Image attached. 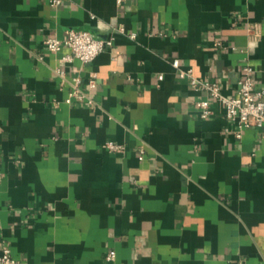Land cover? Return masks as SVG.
<instances>
[{
	"label": "crops",
	"instance_id": "0c3cea01",
	"mask_svg": "<svg viewBox=\"0 0 264 264\" xmlns=\"http://www.w3.org/2000/svg\"><path fill=\"white\" fill-rule=\"evenodd\" d=\"M68 29L114 44L64 63L69 48L44 39ZM175 60L228 96L248 62L264 88V0H0V252L22 264H264L262 130L237 137L218 101L202 118L206 94ZM91 73L94 103H67L69 81Z\"/></svg>",
	"mask_w": 264,
	"mask_h": 264
},
{
	"label": "built area",
	"instance_id": "2783aa9c",
	"mask_svg": "<svg viewBox=\"0 0 264 264\" xmlns=\"http://www.w3.org/2000/svg\"><path fill=\"white\" fill-rule=\"evenodd\" d=\"M65 1L67 0H49L54 7H60ZM116 1L118 5H122L126 0ZM120 30L125 32L123 28ZM248 33L250 39H260V25L258 23L250 24ZM136 36L135 33L130 35L132 39ZM113 44V37L109 39L96 38L89 31L76 29H68L64 37L55 35L44 39V46L50 52L60 53L64 47L69 48V53L61 58L64 63L73 62L77 59L82 64H89ZM217 45L225 48L224 43L221 41H218ZM173 65L179 70L182 77L188 78L194 89L206 94V98L199 102L202 118L211 116L212 101H218L225 107L227 118L234 123L237 137L240 138L246 128L257 127L262 130V138L264 139V88L258 87L254 80L255 69L253 65L248 62L243 65L242 75L238 81V93L235 96L224 94L221 86L216 81L197 77L193 74L192 69L180 68L178 60H175ZM57 72L62 77L63 82L67 81L65 72L61 68H58ZM69 84L70 91L66 98L67 103L71 104L74 101L94 103L92 92L98 86L95 73H91L87 81L76 75L69 81ZM227 131H230V129H227ZM105 147L111 152H124L127 149L126 145L115 141H107ZM143 152L144 150L141 149V153ZM116 256V251L111 250L107 253L106 259L113 261ZM0 264H22V262L14 256L11 248L6 245L0 252Z\"/></svg>",
	"mask_w": 264,
	"mask_h": 264
}]
</instances>
